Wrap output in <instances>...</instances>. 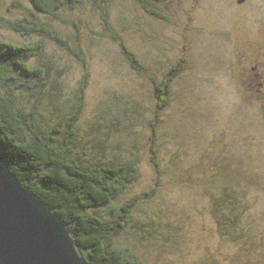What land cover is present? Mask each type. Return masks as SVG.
I'll list each match as a JSON object with an SVG mask.
<instances>
[{
	"label": "rangeland",
	"instance_id": "rangeland-1",
	"mask_svg": "<svg viewBox=\"0 0 264 264\" xmlns=\"http://www.w3.org/2000/svg\"><path fill=\"white\" fill-rule=\"evenodd\" d=\"M11 1L0 0V15L13 19L18 11L9 7ZM22 1L32 8L30 0ZM108 5L113 33L148 72L140 74L131 67L99 7L86 3L62 11L72 23L36 12L40 22L57 29L83 57L78 59L54 40L44 41L31 64L49 67L42 109L50 112L53 106L63 109L77 102L83 88L77 124L81 134L95 137L102 128L124 129L136 123L131 126L139 145L131 151L137 154L139 176L115 205L158 185L152 200L141 201L140 213H131L140 225L146 219L145 203L158 215L152 227L130 239L121 236L117 246L131 248L143 264H203L220 252L229 256L232 248L217 236L205 208L209 200L204 187L247 188L248 202L260 216L257 224L264 225V0L153 3L165 18L153 16L133 0ZM0 35L20 44L30 41L8 28H0ZM182 57L186 68L174 80L171 103L161 116V173L156 174L146 146L156 105L150 78L159 81ZM19 94L18 100L26 103L29 97ZM160 216L164 225V217L172 224L168 233L176 237L174 244L157 235L166 232V226L160 229Z\"/></svg>",
	"mask_w": 264,
	"mask_h": 264
},
{
	"label": "trees",
	"instance_id": "trees-1",
	"mask_svg": "<svg viewBox=\"0 0 264 264\" xmlns=\"http://www.w3.org/2000/svg\"><path fill=\"white\" fill-rule=\"evenodd\" d=\"M30 1L32 8H28L22 0L11 1L9 7L18 11L13 19L0 15V28H8L21 37L30 38L29 42L20 44L0 35V85L3 87L0 91V159L17 181L59 215L86 264H143L131 248H121L115 243L121 236L128 234L130 239L134 233L138 236L140 232H145L153 226L158 215L157 210L147 208L146 203L143 206L146 219L140 217L143 218L141 225L134 221L131 214L137 210L140 213L141 201L152 200L158 185L152 186L150 193L143 192L132 197L120 207L115 205V200L126 193L127 187L134 184L139 176L137 154L131 151L139 145L136 143L137 131L131 126L136 123L124 129L102 128L100 136L81 134L77 124L81 100L84 99L83 88L79 90L77 102L74 100L73 104L63 109L53 106L50 112L42 109L49 67L44 62L31 64L43 50L44 41L54 40L72 51L78 59L83 61V57L71 48L57 29L49 23L40 22L36 12L72 23L65 19L63 12L86 3L99 7V15L131 67L140 74H146L148 69L113 33L108 8L112 0ZM133 1L153 16L165 18L152 6L163 0ZM21 11L27 15H20ZM185 64L182 57L159 81L150 78L156 105L148 123L150 134L146 146L156 174L161 173L158 159L161 116L171 103L173 82L186 68ZM19 93H23L24 98L29 97L26 103L18 100ZM158 182L157 179L155 183ZM204 189L209 200L205 208L215 223L216 234L232 248V253L226 257L222 252L217 253L203 264H264V225L257 224L260 216L248 202L247 188L246 191H237L233 187L227 189L225 186ZM160 215L164 216L161 210ZM162 216L160 229L166 226V232L162 234L159 230L157 235L161 238L165 236L167 243L174 244L176 237L168 233L172 224L169 225L168 218L164 217V225Z\"/></svg>",
	"mask_w": 264,
	"mask_h": 264
},
{
	"label": "water",
	"instance_id": "water-1",
	"mask_svg": "<svg viewBox=\"0 0 264 264\" xmlns=\"http://www.w3.org/2000/svg\"><path fill=\"white\" fill-rule=\"evenodd\" d=\"M0 264H86L59 215L17 181L1 159Z\"/></svg>",
	"mask_w": 264,
	"mask_h": 264
},
{
	"label": "bare ground",
	"instance_id": "bare-ground-1",
	"mask_svg": "<svg viewBox=\"0 0 264 264\" xmlns=\"http://www.w3.org/2000/svg\"><path fill=\"white\" fill-rule=\"evenodd\" d=\"M26 188V187H25Z\"/></svg>",
	"mask_w": 264,
	"mask_h": 264
}]
</instances>
